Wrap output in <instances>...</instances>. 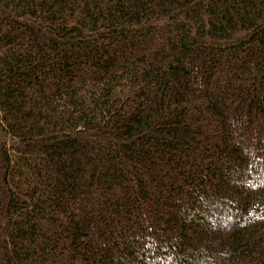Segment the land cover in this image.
<instances>
[{
  "label": "trees",
  "instance_id": "16d2710c",
  "mask_svg": "<svg viewBox=\"0 0 264 264\" xmlns=\"http://www.w3.org/2000/svg\"><path fill=\"white\" fill-rule=\"evenodd\" d=\"M0 264H264V0H0Z\"/></svg>",
  "mask_w": 264,
  "mask_h": 264
}]
</instances>
